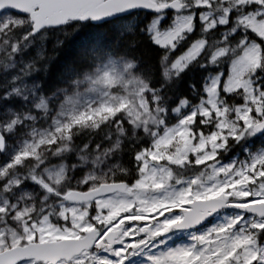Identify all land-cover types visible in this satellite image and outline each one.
<instances>
[{"label": "snow or ice", "instance_id": "obj_1", "mask_svg": "<svg viewBox=\"0 0 264 264\" xmlns=\"http://www.w3.org/2000/svg\"><path fill=\"white\" fill-rule=\"evenodd\" d=\"M0 264H264V0H0Z\"/></svg>", "mask_w": 264, "mask_h": 264}]
</instances>
